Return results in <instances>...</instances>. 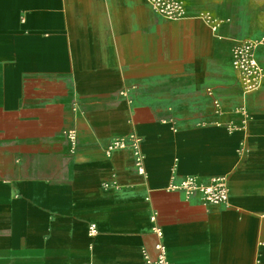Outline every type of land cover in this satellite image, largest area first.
Wrapping results in <instances>:
<instances>
[{
	"label": "crops",
	"instance_id": "0c3cea01",
	"mask_svg": "<svg viewBox=\"0 0 264 264\" xmlns=\"http://www.w3.org/2000/svg\"><path fill=\"white\" fill-rule=\"evenodd\" d=\"M184 2L167 20L147 0H0V264H141L153 212L172 264H264V83L242 93L230 60L264 37V0ZM131 133L144 174L105 154ZM188 175L225 176L228 204L167 189Z\"/></svg>",
	"mask_w": 264,
	"mask_h": 264
},
{
	"label": "built area",
	"instance_id": "2783aa9c",
	"mask_svg": "<svg viewBox=\"0 0 264 264\" xmlns=\"http://www.w3.org/2000/svg\"><path fill=\"white\" fill-rule=\"evenodd\" d=\"M147 2L155 13L167 20H178L187 16L184 0H147ZM195 16L204 20L213 31L230 21L228 17L218 16L210 11H198ZM262 44H264V37L238 38L235 39L231 47V66L244 94L258 90L264 83V66L261 65L256 56V50ZM207 92L211 94L209 89ZM120 94L127 96V91H120ZM213 108L215 114H220L221 105L217 99L213 100ZM235 112L242 117L241 121L244 125L250 117L247 110L244 107H237ZM234 128L236 127L230 125V129ZM65 134L73 151L76 131L70 129ZM141 142V137L133 133L123 137H115L105 147V154L109 156L115 150L128 149L131 152L136 172L144 174L145 157L141 149ZM167 189L179 190L186 197L198 194L203 205L226 206L228 204L229 187L225 176L212 177L209 183H202L195 176L188 175L177 182L170 183ZM156 216V212L150 215L151 230L157 238L154 244L155 254H151L145 247H142L140 250L141 264H172L167 258L166 247L161 241L162 231L160 226L156 224ZM95 234L96 226L92 223L88 226V235L94 236Z\"/></svg>",
	"mask_w": 264,
	"mask_h": 264
}]
</instances>
